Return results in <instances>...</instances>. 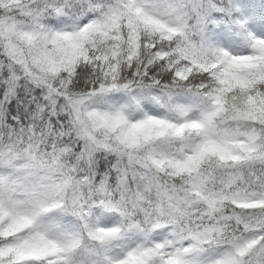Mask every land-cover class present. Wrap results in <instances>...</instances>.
I'll use <instances>...</instances> for the list:
<instances>
[{"label":"snow or ice","instance_id":"1","mask_svg":"<svg viewBox=\"0 0 264 264\" xmlns=\"http://www.w3.org/2000/svg\"><path fill=\"white\" fill-rule=\"evenodd\" d=\"M0 264H264V0H0Z\"/></svg>","mask_w":264,"mask_h":264},{"label":"trees","instance_id":"2","mask_svg":"<svg viewBox=\"0 0 264 264\" xmlns=\"http://www.w3.org/2000/svg\"><path fill=\"white\" fill-rule=\"evenodd\" d=\"M246 2H254V0H246Z\"/></svg>","mask_w":264,"mask_h":264}]
</instances>
